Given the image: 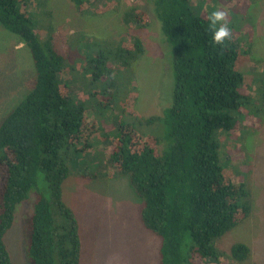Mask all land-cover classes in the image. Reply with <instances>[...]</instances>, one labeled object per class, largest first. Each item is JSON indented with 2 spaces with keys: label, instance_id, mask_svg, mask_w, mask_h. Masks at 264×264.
I'll list each match as a JSON object with an SVG mask.
<instances>
[{
  "label": "trees",
  "instance_id": "obj_1",
  "mask_svg": "<svg viewBox=\"0 0 264 264\" xmlns=\"http://www.w3.org/2000/svg\"><path fill=\"white\" fill-rule=\"evenodd\" d=\"M49 1L0 0V26L25 46L35 73L31 90L0 123V264H12L4 236L17 206L31 195L28 263L80 264L78 219L62 195L74 159L81 178H128L140 223L160 241L159 264L249 259L243 243L228 252L216 246L254 210L250 187L234 182L224 168L220 136L239 137L244 162L249 147L242 130H256L263 121L243 92L253 85L239 70L241 52L233 38L223 47L213 44L207 15L190 0H149L174 80L162 113L143 115L131 70L145 54L143 41L132 34L117 41L109 32L86 34L62 53L54 43ZM227 1L247 16L255 0ZM69 2L75 14L102 21L120 0ZM121 21L140 29L152 23L133 5L123 8ZM242 54L254 55L248 45ZM260 88L264 96V82ZM97 116L107 120L103 127ZM102 144L109 146L108 157L99 152V160L92 150ZM40 174L48 194L38 188Z\"/></svg>",
  "mask_w": 264,
  "mask_h": 264
},
{
  "label": "rangeland",
  "instance_id": "obj_2",
  "mask_svg": "<svg viewBox=\"0 0 264 264\" xmlns=\"http://www.w3.org/2000/svg\"><path fill=\"white\" fill-rule=\"evenodd\" d=\"M190 3L191 6L198 5V11L203 15H208L216 8L227 9L231 37L241 52L239 70L248 75L253 85L251 90L243 92L252 98L251 109L261 111L263 119L258 129L242 130L247 133L245 137L249 147L245 151L249 163L246 167L244 163L247 162H243L240 157L242 142L239 137L228 134L220 136L224 168L232 174L234 182L244 181L250 187L254 210L246 220L223 235L216 246L228 252L232 244L243 243L251 254L249 259L240 263L264 264V96H261L260 88L264 82V0H255L247 16L227 0H211L203 4L200 0H190ZM48 5L52 12L54 43L62 53H68L70 48L72 50L75 42L86 34L92 38L97 33L104 36L109 32L108 36L113 41L126 34L138 36L144 43L145 54L135 62L136 68L133 65L131 67L135 71L139 92L136 104L143 115L162 113L167 100L169 103L171 101L174 76L166 60L167 44L160 33L149 0H120L102 21L93 16L75 14L69 0H50ZM130 5L148 13L152 19L149 28L122 25L121 12ZM246 45L251 47L254 55L243 56ZM34 78L33 63L27 49L0 26V123L16 106L14 104L31 90ZM97 120L101 127L107 122L99 116ZM108 148V145L102 144L92 151L98 153L100 160V153L104 154V158L108 157ZM86 157L91 160L90 156ZM83 159L79 158V162ZM77 163V159L72 161L71 175L62 185V195L78 219L82 245L80 264H159L160 241L140 223L138 196L128 178L109 176L102 180L84 179L75 172ZM96 170H101V167L96 166ZM38 188L48 194L41 174L38 177ZM33 201L34 195H31L17 206L14 223L4 236L12 264H29L26 243L29 239ZM206 264L218 263L209 261ZM219 264L237 263L226 257L221 258Z\"/></svg>",
  "mask_w": 264,
  "mask_h": 264
},
{
  "label": "clouds",
  "instance_id": "obj_3",
  "mask_svg": "<svg viewBox=\"0 0 264 264\" xmlns=\"http://www.w3.org/2000/svg\"><path fill=\"white\" fill-rule=\"evenodd\" d=\"M208 31L211 33L212 43L225 46V41L231 38V28L228 24L227 9L216 8L208 13Z\"/></svg>",
  "mask_w": 264,
  "mask_h": 264
}]
</instances>
